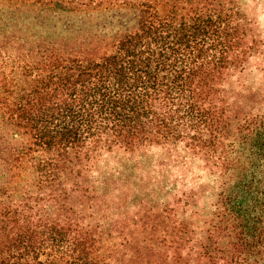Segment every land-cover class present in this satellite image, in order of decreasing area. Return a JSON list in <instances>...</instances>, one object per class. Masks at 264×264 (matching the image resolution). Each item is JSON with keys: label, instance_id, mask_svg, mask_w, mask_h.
<instances>
[{"label": "trees", "instance_id": "1", "mask_svg": "<svg viewBox=\"0 0 264 264\" xmlns=\"http://www.w3.org/2000/svg\"><path fill=\"white\" fill-rule=\"evenodd\" d=\"M257 58L242 0H0V264H264V84L234 79ZM152 145L210 203L187 186L108 228L100 158Z\"/></svg>", "mask_w": 264, "mask_h": 264}, {"label": "rangeland", "instance_id": "2", "mask_svg": "<svg viewBox=\"0 0 264 264\" xmlns=\"http://www.w3.org/2000/svg\"><path fill=\"white\" fill-rule=\"evenodd\" d=\"M242 2L264 34V0ZM259 59L252 60L234 79H239V84H264L263 74L255 68ZM98 166L93 211L108 228L131 223L149 207H162L183 187H203L196 199L197 209L208 206L211 200L212 178L179 146L152 145L130 152L113 149L102 155Z\"/></svg>", "mask_w": 264, "mask_h": 264}]
</instances>
